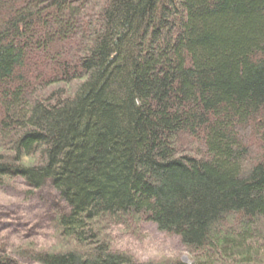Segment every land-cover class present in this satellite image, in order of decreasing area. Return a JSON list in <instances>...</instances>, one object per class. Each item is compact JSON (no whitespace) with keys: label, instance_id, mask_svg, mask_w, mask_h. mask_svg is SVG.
Listing matches in <instances>:
<instances>
[{"label":"trees","instance_id":"16d2710c","mask_svg":"<svg viewBox=\"0 0 264 264\" xmlns=\"http://www.w3.org/2000/svg\"><path fill=\"white\" fill-rule=\"evenodd\" d=\"M260 141L264 0H0V184L50 183L69 245L31 259L155 264L102 240L126 216L264 264Z\"/></svg>","mask_w":264,"mask_h":264},{"label":"rangeland","instance_id":"374dc122","mask_svg":"<svg viewBox=\"0 0 264 264\" xmlns=\"http://www.w3.org/2000/svg\"><path fill=\"white\" fill-rule=\"evenodd\" d=\"M187 142L184 152L188 148L194 151L196 144L191 143L192 139ZM53 190L50 183L34 189L18 178L0 184V255L9 256L13 260L10 264H42L25 254L32 248L48 252L69 248L55 223V210L64 204ZM100 223L102 240L111 250L127 254L136 262L190 263L201 255L200 251L188 249L180 236L160 231L153 222L135 223L121 216ZM18 252L28 258L19 257Z\"/></svg>","mask_w":264,"mask_h":264},{"label":"bare ground","instance_id":"6f19581e","mask_svg":"<svg viewBox=\"0 0 264 264\" xmlns=\"http://www.w3.org/2000/svg\"><path fill=\"white\" fill-rule=\"evenodd\" d=\"M148 222H153L154 224H156V226H157V223H155L154 221H148ZM157 228H158V226H157ZM160 231H162L160 228H158ZM163 232H165V231H163ZM167 234L169 233V232H166Z\"/></svg>","mask_w":264,"mask_h":264}]
</instances>
